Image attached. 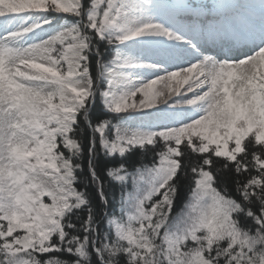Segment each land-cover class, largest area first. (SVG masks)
<instances>
[{"label":"snow or ice","instance_id":"snow-or-ice-1","mask_svg":"<svg viewBox=\"0 0 264 264\" xmlns=\"http://www.w3.org/2000/svg\"><path fill=\"white\" fill-rule=\"evenodd\" d=\"M0 264H264V0H0Z\"/></svg>","mask_w":264,"mask_h":264},{"label":"trees","instance_id":"trees-1","mask_svg":"<svg viewBox=\"0 0 264 264\" xmlns=\"http://www.w3.org/2000/svg\"><path fill=\"white\" fill-rule=\"evenodd\" d=\"M210 2V0H209ZM135 160H150L151 159V153L148 154L147 158L137 152V154L135 155L134 157ZM118 162V158L116 159H113L110 161V163L112 164H115ZM106 163H109V161L105 160L104 158H100L98 159L97 161V171L100 173V175H104V165ZM95 188V185H91L89 186V192H92ZM105 190L109 193V197H110V200H112V194L114 193L115 194V199L112 200V203H111V206L108 208V209H105V211H108L109 213L115 211L117 214H119V199H120V188L118 185H111L109 186L108 184V181L105 180ZM187 192V187L186 186H182L181 187V196L183 197L184 194ZM94 206L97 208V209H101L102 208V205H100L99 201H94ZM103 225L101 226L102 230H103Z\"/></svg>","mask_w":264,"mask_h":264}]
</instances>
